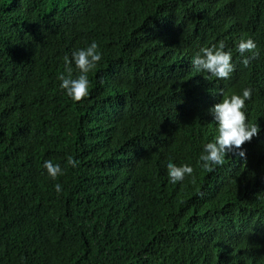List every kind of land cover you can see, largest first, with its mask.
Segmentation results:
<instances>
[{"label": "trees", "instance_id": "16d2710c", "mask_svg": "<svg viewBox=\"0 0 264 264\" xmlns=\"http://www.w3.org/2000/svg\"><path fill=\"white\" fill-rule=\"evenodd\" d=\"M263 23L264 0H0V264H264ZM92 40L74 101L57 77ZM220 41L235 69L208 80L191 59ZM245 87L260 132L206 171L208 110ZM170 159L192 176L173 184Z\"/></svg>", "mask_w": 264, "mask_h": 264}, {"label": "clouds", "instance_id": "9594fccd", "mask_svg": "<svg viewBox=\"0 0 264 264\" xmlns=\"http://www.w3.org/2000/svg\"><path fill=\"white\" fill-rule=\"evenodd\" d=\"M256 48V42L252 37L242 38L237 44V50L241 55L249 52L251 57H255L258 55V52L254 51ZM102 55L96 40H92L85 47L73 50L70 57L65 55L64 71L57 77L59 88L74 101L85 98L90 88L89 72L102 60ZM232 55V51L226 50L224 42L220 41L218 44L200 48L193 55L191 63L197 72L208 73L206 78L208 80L213 77L228 79L235 69ZM249 59L250 57L244 58L245 65L249 63ZM72 65L79 70L75 75ZM251 93L252 89L249 87L227 95L221 93L222 98L209 108L208 111L216 123L217 134L202 145L198 154L197 163L204 170L211 172L217 166L223 165L226 154L234 149H240L239 155L244 157L245 152L241 146L259 134L258 124L250 122L247 117L246 101L250 99ZM67 165L76 168L79 162L73 156H68ZM43 168L53 180L64 171L60 163H53L48 159L43 161ZM166 168L167 177L173 184L183 182L186 176L191 177L194 172L192 164L186 162L178 164L171 159L167 162ZM54 188L57 193L62 191L60 183H56Z\"/></svg>", "mask_w": 264, "mask_h": 264}, {"label": "bare ground", "instance_id": "6f19581e", "mask_svg": "<svg viewBox=\"0 0 264 264\" xmlns=\"http://www.w3.org/2000/svg\"><path fill=\"white\" fill-rule=\"evenodd\" d=\"M252 19V18H251ZM250 19V20H251ZM256 19V18H255ZM257 20V19H256ZM252 23V22H251ZM257 24V23H256ZM264 24V23H263ZM264 31V30H263ZM246 32V31H245ZM255 36V35H254ZM255 39V41H256V38H254ZM236 44V43H235ZM262 44V43H261ZM260 44V46H262ZM236 46V45H235ZM235 46H233V48L235 47ZM257 49V48H256ZM256 51V50H255ZM258 51V50H257ZM263 51H264V49H263ZM261 52V51H260ZM236 53V52H235ZM247 53V52H246ZM249 55V54H248ZM260 55H261V53H260ZM244 56V55H243ZM251 56V55H250ZM261 56H263V55H261ZM210 80H212V79H210ZM219 80H222V79H219ZM224 80V79H223ZM226 80V79H225ZM246 82H249V84H252V82H250V81H246ZM215 83V82H214ZM228 83V82H227ZM253 83H254V81H253ZM226 84V83H225ZM247 84V83H246ZM227 85V84H226ZM229 85V84H228ZM248 85V84H247ZM208 87V86H207ZM258 88L260 87L259 85L257 86ZM263 86H261V88H262ZM264 89V88H263ZM226 90V89H225ZM211 91V90H210ZM207 92V91H206ZM212 93V92H211ZM214 95H215V92H214ZM208 96V95H207ZM218 96V95H217ZM209 98H210V96H208ZM215 98V97H214ZM211 99V98H210ZM216 99V98H215ZM215 101V100H214ZM251 101V100H250ZM250 101H249V103H250ZM212 102V101H211ZM253 103V102H252ZM260 104V103H259ZM252 105V104H251ZM264 105V104H263ZM252 109H254V108H252Z\"/></svg>", "mask_w": 264, "mask_h": 264}, {"label": "rangeland", "instance_id": "374dc122", "mask_svg": "<svg viewBox=\"0 0 264 264\" xmlns=\"http://www.w3.org/2000/svg\"><path fill=\"white\" fill-rule=\"evenodd\" d=\"M239 43V42H238ZM229 45V44H228ZM230 46V45H229Z\"/></svg>", "mask_w": 264, "mask_h": 264}]
</instances>
